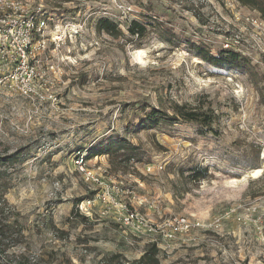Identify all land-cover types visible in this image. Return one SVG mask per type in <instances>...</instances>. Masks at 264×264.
<instances>
[{
  "label": "rangeland",
  "instance_id": "rangeland-1",
  "mask_svg": "<svg viewBox=\"0 0 264 264\" xmlns=\"http://www.w3.org/2000/svg\"><path fill=\"white\" fill-rule=\"evenodd\" d=\"M34 1L64 32H80L58 46L49 40L41 55L36 86L46 98L0 91V160L9 158L0 164V192L9 204L1 218L14 221L10 252L29 264H130L157 243L161 264H264V171L245 176L264 170L260 13L242 4L227 8L222 0ZM101 17L123 33L99 31ZM133 20L147 25L143 38L128 31ZM227 38L251 61L253 74L209 65L189 50L200 42L216 52ZM138 49L146 52L142 59ZM175 103L213 114L212 128L179 120L127 131L152 108L172 115ZM117 134L144 155L126 166L113 165L107 154L91 159L119 190L107 204L73 157ZM191 166L208 167L209 176L179 175ZM78 198L92 199L78 205L86 220L73 211ZM119 203L157 230L122 226ZM181 216L200 226L166 237ZM114 254L121 256L111 260Z\"/></svg>",
  "mask_w": 264,
  "mask_h": 264
},
{
  "label": "built area",
  "instance_id": "built-area-1",
  "mask_svg": "<svg viewBox=\"0 0 264 264\" xmlns=\"http://www.w3.org/2000/svg\"><path fill=\"white\" fill-rule=\"evenodd\" d=\"M222 1L230 9L241 4L239 0ZM249 20L257 25L263 23L260 18L251 17ZM50 29L53 33H49ZM79 32L78 29L64 32L61 24L46 11L43 3H36L34 0H0V91L26 98H46L36 86L37 70L42 62L41 55L47 50L49 40L58 46L63 38L76 37ZM232 44L233 40L227 38L224 47H233ZM49 68L55 74L58 72V66L54 63H50ZM100 156L102 155L89 158L86 151L79 149L73 157V162L84 179L96 185L98 199L107 204L116 202L115 196L119 190L107 183L100 166L89 165L91 159H98ZM81 202V208L83 205L87 207L92 204V199ZM143 202L139 199L140 204ZM119 204L118 222L122 226L139 232L157 230V227L149 223L139 211L131 209L127 203ZM193 226H200V223L192 224L184 216L177 217L171 223V229L164 235L172 238L178 232L190 231Z\"/></svg>",
  "mask_w": 264,
  "mask_h": 264
},
{
  "label": "trees",
  "instance_id": "trees-1",
  "mask_svg": "<svg viewBox=\"0 0 264 264\" xmlns=\"http://www.w3.org/2000/svg\"><path fill=\"white\" fill-rule=\"evenodd\" d=\"M239 1L242 5L257 10L264 19V0ZM97 28L99 31H104L114 37H119L123 33L119 25L107 17H101L98 20ZM147 30V25L138 20H133L128 26V31L138 38H143ZM165 40L171 43L174 42L171 37H166ZM189 50L193 55L199 57L209 65L243 74L254 73L251 61L234 47H222L214 52L200 42H191ZM173 112L174 113L171 115L160 108H152L145 113V116L140 118L137 124L131 125V127L129 126L127 131L131 130L137 132L142 129L157 127L161 123L174 124L179 122V120L197 122L199 126L203 128H212L213 114L208 111H201L187 104L175 103L173 105ZM86 152L89 158L95 155L107 154L113 165L119 164L123 166L129 165L132 161H142L144 155L142 147L129 140L127 136L123 134L111 135L96 146L93 152L88 153L87 150ZM8 162L9 158H2L0 160V164H6ZM186 172H188L187 176ZM178 173L180 176H185L190 180H199L209 176V168L204 166H191L179 170ZM81 200V198L76 199L73 211L86 220L88 217L80 214L78 209ZM8 206L9 204L5 198V192L2 191L0 192V264H29L24 258L16 256L14 252H10L9 248L12 246V243L6 242V240H8V234L14 227V221L1 218V215L4 214ZM160 253L161 248L158 244L152 243L145 249L139 258L130 262V264H161ZM120 256V254H114L110 259L116 260L119 259Z\"/></svg>",
  "mask_w": 264,
  "mask_h": 264
},
{
  "label": "bare ground",
  "instance_id": "bare-ground-1",
  "mask_svg": "<svg viewBox=\"0 0 264 264\" xmlns=\"http://www.w3.org/2000/svg\"><path fill=\"white\" fill-rule=\"evenodd\" d=\"M146 52L143 50V49H138L137 50V56L139 58H143V55L145 54ZM263 168L259 167V168H255L253 169L249 174H245L246 177L250 176L252 178H255L257 176H259L262 172H263Z\"/></svg>",
  "mask_w": 264,
  "mask_h": 264
}]
</instances>
